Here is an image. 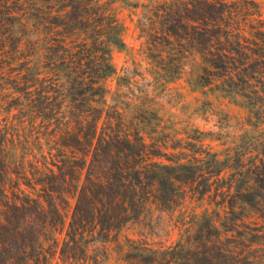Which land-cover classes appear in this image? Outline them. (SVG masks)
<instances>
[{"label": "trees", "instance_id": "16d2710c", "mask_svg": "<svg viewBox=\"0 0 264 264\" xmlns=\"http://www.w3.org/2000/svg\"><path fill=\"white\" fill-rule=\"evenodd\" d=\"M117 1L0 0V264H109L113 244L127 264H264L258 0L142 6L154 75L191 63L190 86L247 112L252 133L221 152L111 87ZM164 215L169 244L155 240Z\"/></svg>", "mask_w": 264, "mask_h": 264}, {"label": "rangeland", "instance_id": "374dc122", "mask_svg": "<svg viewBox=\"0 0 264 264\" xmlns=\"http://www.w3.org/2000/svg\"><path fill=\"white\" fill-rule=\"evenodd\" d=\"M151 1L155 0H125L115 3L124 29L122 32L124 46L111 49L112 62L116 67L111 87L114 88L116 83L130 84L129 88L132 90L121 91H127L128 96L133 99L137 96L138 100V96L143 94L145 97L139 100L140 103H152L161 116V124L167 126L172 135L183 132L197 134L202 139L203 147L208 146L211 151L221 152L232 146V142L240 135L252 133L253 129L245 124L247 112L212 87L190 86L187 78L190 76L188 71H191V63L187 62L180 78L170 82H164L154 75L151 57L153 53L140 31L143 15L146 14L142 6ZM258 2L264 19V0ZM144 88L148 90H143ZM116 98L122 100L121 96ZM175 219L170 220L168 215H164L159 223V229L154 231L155 235H159L155 240L164 242L167 240L166 244H169L176 238L177 229L172 226ZM121 239L123 240V236ZM122 247L111 245L109 264H127L123 258Z\"/></svg>", "mask_w": 264, "mask_h": 264}]
</instances>
